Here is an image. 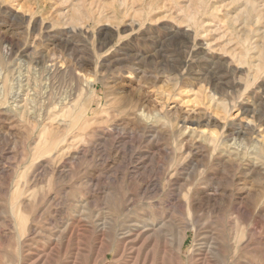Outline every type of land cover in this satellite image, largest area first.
<instances>
[{"label": "rangeland", "instance_id": "374dc122", "mask_svg": "<svg viewBox=\"0 0 264 264\" xmlns=\"http://www.w3.org/2000/svg\"><path fill=\"white\" fill-rule=\"evenodd\" d=\"M185 128L220 143L182 147ZM263 153L264 0H0V264H264ZM144 222L166 228L121 241Z\"/></svg>", "mask_w": 264, "mask_h": 264}, {"label": "bare ground", "instance_id": "6f19581e", "mask_svg": "<svg viewBox=\"0 0 264 264\" xmlns=\"http://www.w3.org/2000/svg\"><path fill=\"white\" fill-rule=\"evenodd\" d=\"M251 10V9H250ZM251 13V12H250ZM70 31V30H69ZM72 32V31H71ZM71 34V33H70ZM203 59L205 60V62L207 63V65L208 66H216L217 65V63H219L218 61H222V58H217L216 56H208V55H204V57H203ZM222 63V62H221ZM183 65V64H182ZM221 65V64H220ZM227 65V64H226ZM225 65V66H226ZM184 66V65H183ZM223 66V65H222ZM227 67V66H226ZM225 67V68H226ZM57 69V68H56ZM228 70V69H227ZM178 71V70H177ZM234 71V70H233ZM232 71V72H233ZM49 73V72H48ZM52 73H54V72H52ZM179 73H180V71H179ZM215 78V77H214ZM219 79V78H218ZM216 83V82H215ZM221 83V82H220ZM212 84H213V81H212ZM214 89V88H213ZM214 94H215V92H214ZM216 96V95H215ZM215 98V97H214ZM253 110V109H252ZM256 110V109H255ZM81 112V111H80ZM256 112V111H255ZM105 114V113H104ZM254 114V113H253ZM78 115V114H77ZM108 115V114H107ZM84 118H85V116H84ZM104 118V117H103ZM108 118V117H107ZM106 118V119H107ZM259 118V117H258ZM134 120H136L137 122H139V123H141V126H142V128L144 129V130H146V131H153V132H162L164 129V131H166V128H169V127H171V119H169V118H165V117H161V115L160 114H157V115H155V117L154 116H150L149 115V113H147L146 114V109H145V107L143 108V106H141L140 108H139V110H138V112L137 113H135V116H134V118H133ZM176 120H178V119H176ZM179 120H180V118H179ZM80 121H82V120H80ZM84 121V120H83ZM184 125H197V126H200V124L202 123V122H205L206 123V125L207 126H216V125H218V122L214 119V118H212V117H208V116H205L203 119L201 118V119H199V120H197V121H192V122H188L187 121V119H181L180 120ZM74 123V122H73ZM72 124V123H71ZM136 124V123H135ZM138 124V123H137ZM76 125H77V123H76ZM87 125H89L90 126V124H87ZM172 125H173V123H172ZM189 125V126H190ZM72 126V125H71ZM74 126V125H73ZM137 126V125H136ZM177 126V125H176ZM84 128H85V125L83 126ZM185 127V126H184ZM183 127V128H184ZM173 128V127H172ZM182 128V129H183ZM141 129V128H140ZM138 130V129H137ZM143 131V130H142ZM179 131H181L180 132V135H179V138H180V145H182V147H189L190 148V146L191 145H193L194 146V144H196V143H201V145L202 144H206V143H209L210 145H217V144H219L220 142H219V140H218V133L216 132V130H203V131H197L196 129H194V130H189L188 128L186 129H184V130H179ZM178 131V132H179ZM95 134L98 132V131H93ZM252 132V129H251V127H241V128H239L238 130H233V132H231V133H229L228 134V138H227V141L229 142H231V141H233V146L234 145H237L236 143H237V141H239V140H247L248 141V138H249V136H250V133ZM152 133V132H151ZM93 134V133H92ZM129 134H131V133H129ZM155 134V133H154ZM132 135H133V133H132ZM132 135H130V136H128L126 133H124V131L122 130V128L121 127H118V126H115V127H113V128H109V129H106V130H103L102 131V133H101V136L103 137V140L105 141V142H108V146H110V148L111 149H113V148H117V149H120V148H122V147H125V148H127L128 146H130V143L131 142H133L132 140H133V137H132ZM91 136V135H90ZM89 136V137H90ZM136 136V135H135ZM154 137V136H153ZM156 137V136H155ZM92 139V138H91ZM225 139H226V137H225ZM63 141H65V143H68L69 142V139L67 138V137H65L64 138V140ZM47 142H48V140H47ZM104 142V143H105ZM219 142V143H218ZM222 143V142H221ZM225 143H227V142H225ZM239 143V142H238ZM92 144V143H91ZM228 144V143H227ZM230 144V143H229ZM96 145V144H95ZM225 145V144H224ZM231 145V146H232ZM240 145H244V143H241ZM58 146H59V141L58 140H55L54 139V141L51 143V145H48V147L46 148V152H50L51 151V149H55V148H58ZM197 145H195L194 146V148L196 147ZM223 146V145H222ZM71 147V146H70ZM83 147V146H82ZM88 147H90V146H88ZM95 147V146H94ZM229 147L230 146H227V148L229 149ZM235 147V146H234ZM240 147V146H239ZM259 147V146H258ZM262 147V146H261ZM87 148V147H86ZM90 149V148H89ZM105 149V148H104ZM110 149V150H111ZM127 149H129V148H127ZM191 149H193V148H191ZM227 149V150H228ZM80 150V149H79ZM99 150V149H98ZM116 150V149H115ZM187 149H185L184 151H186ZM190 150V149H189ZM188 150V151H189ZM230 150V149H229ZM233 150V149H232ZM235 150V149H234ZM234 150L233 151H231V152H234ZM83 151V150H82ZM85 151V150H84ZM90 151V150H89ZM97 151V150H96ZM112 151V150H111ZM117 151V150H116ZM121 151H122V149H121ZM192 151V150H191ZM191 151H189L188 153H187V151L186 152H184V154H183V158L181 159L182 161L181 162H179V169L177 168L176 169V171H174V173L172 174V179H174L176 176H178L179 174H180V171L181 170H183L184 168H185V166H186V164L188 163V161L190 160V158H191V156H190V152ZM238 151H240V150H238ZM243 151V150H242ZM95 151H94V148H93V150H92V154L93 155H95V153H94ZM110 152V151H109ZM228 152V151H227ZM254 152H259L258 151V149H257V151H255L254 150ZM78 153V152H77ZM86 153V152H85ZM91 153V152H90ZM260 153V152H259ZM89 154V153H88ZM232 154V153H231ZM240 154H241V152H240ZM264 154V153H263ZM85 155H87V154H85ZM192 155V154H191ZM238 155V154H237ZM255 155V154H254ZM80 156V155H79ZM90 156H92V155H90ZM258 156H260V154L258 155ZM108 157V156H107ZM240 157H241V155H240ZM228 158V157H227ZM92 159H93V157H92ZM131 159H133V157H131ZM126 161V160H125ZM105 163H106V161H105ZM125 163V162H124ZM127 163V162H126ZM132 165V164H131ZM128 168V167H127ZM118 169V168H117ZM115 170V169H114ZM114 170H111V173L114 171ZM128 170H129V168H128ZM137 171H139L138 170V164L134 167L133 166V173H136ZM110 173V174H111ZM109 174V175H110ZM139 176V175H138ZM108 177H110V176H108ZM133 178V177H132ZM188 178H190V175L188 176ZM106 179V178H105ZM104 179V180H105ZM112 179V178H111ZM115 179V178H114ZM194 179H195V177H194ZM140 180V179H139ZM145 180V179H144ZM113 181V180H112ZM143 181V180H142ZM115 182V181H114ZM112 183V182H111ZM110 183V184H111ZM114 184V183H113ZM155 186H158V185H155ZM195 189H196V187H195ZM109 190V189H108ZM215 191V190H214ZM109 192V191H108ZM209 193V192H208ZM115 194V193H114ZM118 194V193H117ZM117 194H115V195H117ZM188 194V193H187ZM176 195V194H175ZM184 195H186V194H184ZM122 196V195H121ZM118 197V196H117ZM120 197V196H119ZM184 197H186L189 201L191 200V202L192 201H215V199L217 198L216 197V194L214 193V194H210V195H204V193H197L196 195L195 194H193L192 195V193H189L187 196H184ZM113 198H114V196H113ZM121 198V197H120ZM119 198V199H120ZM179 202L181 201V199H180V195H177L176 197H175ZM124 199V198H123ZM114 200H115V198H114ZM121 200V199H120ZM176 200V201H177ZM183 200V199H182ZM186 200V199H185ZM187 200V201H188ZM189 201H188V204H189ZM119 202V201H118ZM122 202V201H121ZM185 202V201H184ZM216 202V201H215ZM218 202V201H217ZM178 203V202H177ZM213 204H215V203H213ZM238 209H240V207L238 208ZM238 211V210H237ZM240 212H244L243 211V209L241 208L240 210H239ZM247 212V211H246ZM237 213V212H236ZM237 215V214H236ZM238 215L240 216V213H238ZM237 215V216H238ZM152 223V222H151ZM154 223V222H153ZM137 224V223H136ZM97 226V225H96ZM133 227V228H132ZM132 227H128L127 229H125L124 230V232H121L122 234L120 235V237H121V241L123 242V243H126L127 242V240H129L130 239V237L131 236H133V232H135V231H137V233H139V235H141L142 236V234H143V236L144 235H146L147 236V233H149V232H151V233H153L154 235H158V234H162V230L164 229V227H165V224H153V225H151V227H148V225H146V223L144 222L143 224L141 223V224H137V225H134V226H132ZM98 228V227H97ZM136 228H138L137 230H136ZM166 228V227H165ZM103 229V228H102ZM103 231H104V229H103ZM119 235V234H118ZM251 235L253 236V234L251 233ZM255 236H257V235H255ZM155 237V236H154ZM259 237V236H258ZM186 238V237H185ZM185 238H184V240H185ZM252 238V237H251ZM260 238V237H259ZM261 240H262V238H261ZM260 240V241H261ZM252 241V240H251ZM259 241V240H258ZM257 241V242H258ZM259 241V242H260ZM121 242V243H122ZM258 242V243H259ZM254 243H255V241H254ZM129 244V243H128ZM124 245V244H123ZM256 245V244H255ZM125 246V245H124ZM127 248V247H126Z\"/></svg>", "mask_w": 264, "mask_h": 264}]
</instances>
